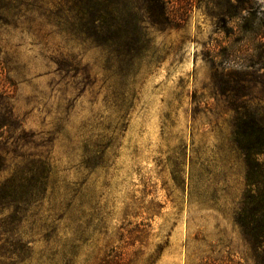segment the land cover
<instances>
[{
	"label": "rangeland",
	"instance_id": "rangeland-1",
	"mask_svg": "<svg viewBox=\"0 0 264 264\" xmlns=\"http://www.w3.org/2000/svg\"><path fill=\"white\" fill-rule=\"evenodd\" d=\"M122 1L134 57L79 2L0 0L1 180L50 166L0 206V264H260L235 119L264 118V0Z\"/></svg>",
	"mask_w": 264,
	"mask_h": 264
},
{
	"label": "trees",
	"instance_id": "trees-1",
	"mask_svg": "<svg viewBox=\"0 0 264 264\" xmlns=\"http://www.w3.org/2000/svg\"><path fill=\"white\" fill-rule=\"evenodd\" d=\"M74 1L79 2L83 10H89L93 24H98L87 33L88 39L99 41L102 37L105 44L114 47L118 55L136 56L141 47L130 42L129 33L123 25L125 13L122 0ZM1 8L4 9L5 6ZM161 11L166 13L165 3H161ZM250 14L248 11L242 17L244 32L253 24ZM258 22L264 25V15ZM235 140L243 152L247 166L246 191L238 222L248 242L256 250L259 263L264 264V161L260 158L264 155V118H258L249 110H237ZM18 163L20 166L12 177L2 181L0 175V206L7 205L10 208L23 201L24 196L18 195V191L25 185H46L45 179L50 168L48 160L39 158L29 161L23 156ZM14 245L17 250L10 254L15 255L19 263L30 260L31 255L23 254L24 249L29 246L26 242L19 238Z\"/></svg>",
	"mask_w": 264,
	"mask_h": 264
}]
</instances>
